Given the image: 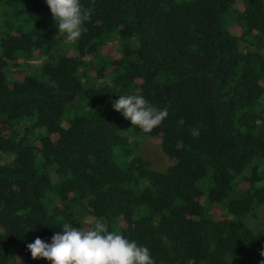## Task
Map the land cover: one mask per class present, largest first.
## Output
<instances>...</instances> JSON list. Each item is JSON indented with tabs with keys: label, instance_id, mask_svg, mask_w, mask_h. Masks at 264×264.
<instances>
[{
	"label": "trees",
	"instance_id": "trees-1",
	"mask_svg": "<svg viewBox=\"0 0 264 264\" xmlns=\"http://www.w3.org/2000/svg\"><path fill=\"white\" fill-rule=\"evenodd\" d=\"M81 3L70 42L46 0H0V264L88 216L155 264H262L264 0ZM119 95L168 116L144 133Z\"/></svg>",
	"mask_w": 264,
	"mask_h": 264
},
{
	"label": "clouds",
	"instance_id": "clouds-1",
	"mask_svg": "<svg viewBox=\"0 0 264 264\" xmlns=\"http://www.w3.org/2000/svg\"><path fill=\"white\" fill-rule=\"evenodd\" d=\"M46 2L57 21L59 33L65 34L67 41H78L85 22L91 19L90 11L81 0ZM113 108L144 133H151L168 116L167 109L161 110L139 95H119ZM79 224L82 227L64 223L63 234L56 233L51 243L37 237L27 245L32 258L46 259L49 264H155L146 246L110 231L103 218L88 216Z\"/></svg>",
	"mask_w": 264,
	"mask_h": 264
},
{
	"label": "rangeland",
	"instance_id": "rangeland-1",
	"mask_svg": "<svg viewBox=\"0 0 264 264\" xmlns=\"http://www.w3.org/2000/svg\"><path fill=\"white\" fill-rule=\"evenodd\" d=\"M40 62H35V64H39ZM161 143L160 139L157 138H148V152L150 154L149 157L153 161H156L160 158L162 155L159 151V145ZM161 154V155H160ZM163 156V155H162ZM158 163V162H157ZM156 165H160L159 163ZM257 216L250 215L243 219L244 223L247 224L250 228H252L254 231H261L264 229V206H261L258 210H256Z\"/></svg>",
	"mask_w": 264,
	"mask_h": 264
}]
</instances>
